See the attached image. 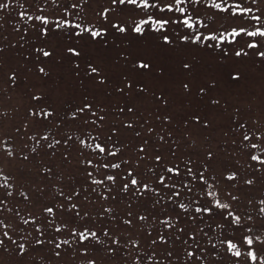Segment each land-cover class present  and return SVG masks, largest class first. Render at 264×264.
Masks as SVG:
<instances>
[{"label": "snow or ice", "instance_id": "6c2138e0", "mask_svg": "<svg viewBox=\"0 0 264 264\" xmlns=\"http://www.w3.org/2000/svg\"><path fill=\"white\" fill-rule=\"evenodd\" d=\"M33 2L36 4L33 13L20 11L18 15L26 21H33L31 30L37 33V39L42 42L55 30H61L64 34L70 31L81 39L87 35L90 42L102 41L113 30L121 35L135 33L139 37L151 32L158 34V39L162 41L158 47L161 48L182 41L190 46L219 49L225 58L228 57L229 49L235 57L247 56L245 49H253L260 57H264V50H261L264 47V0H104L101 10L96 13L99 23H93L92 26H85L68 18L77 16L82 20L79 12L73 10L80 9L87 0H67V3L65 0ZM49 3L53 8L64 5L59 15L47 12L45 6ZM17 4L24 7L19 0ZM11 5L12 0H0V10L10 11ZM3 19V15H0V20ZM36 21L39 23H35ZM0 27L3 25L0 24ZM27 31L28 28L25 29ZM68 38L72 39V36ZM21 39H24L23 35ZM35 52L43 57H52L54 50H47V45L42 43V46L35 48ZM65 52L72 57L81 58L84 49L77 42L66 46ZM127 63L136 73L151 70L154 66L151 60L142 56ZM76 67L79 68V64ZM86 68L87 75L96 74L93 79L98 87L107 84L108 78L98 64L87 62ZM182 68L190 72L193 65L185 61L182 62ZM160 71L163 72V69ZM39 72L45 73V68L40 67ZM230 76L233 81L241 78L238 70L230 72ZM15 78L13 73L8 79L14 83ZM135 83L133 76L124 75L116 90L130 98L134 90L143 93L144 87L134 89ZM182 87L190 91L189 83H183ZM199 91L206 93L203 86ZM31 98L36 101V105L29 109V114L35 122H49L50 118L57 115L55 109L49 110L47 106L41 105L42 96L33 94ZM157 100H162L164 106L168 105V99L163 93ZM210 104L221 106L218 98H210ZM94 107L85 97L72 112L71 120L73 123L81 122L84 127L97 128V135L89 134L87 138L77 136L73 140L70 134L65 133L59 139L52 135L50 140L51 133L45 131L42 135L28 136V140L36 142L31 147L27 143L23 145L29 153L38 154V146L43 141L45 148L53 149L52 155H56L57 145L78 142L82 146L81 156H84L83 149L89 150V155L79 161L85 166L86 186L81 185L79 189L71 187L68 192L60 188L57 196L63 200L45 203L40 200L44 189L37 187L33 193L31 187H28L25 191L23 189L26 186L18 183L15 175L5 173L4 168L0 167V251H15L18 257L24 258L30 251H41L47 246L52 257L60 259L62 254L71 252L74 257L79 258V264H97L95 252L99 250H103L112 259L119 257L124 264H128L129 257L131 264H216L225 255H229L235 264H240L241 260L244 264H264V193L257 196L252 192L258 178L264 177V99L259 105V117L249 115L237 125L229 126L236 137L231 141L232 146L247 155L246 167H230L224 161L219 171L216 168L217 154L211 147L204 150L202 159L194 160L192 156L180 159L172 147L175 145L179 148V142L173 139L170 144L168 139L174 136V130H164L165 125L170 128L173 124V115L155 117V120L160 121L161 131H157V127L144 119V123L139 125L143 131L137 130L138 122L122 121L120 126L110 127L108 134L104 135L102 130L106 115H99ZM125 111L135 113L136 107L129 104L119 108V112ZM236 112L239 113L240 109L237 108ZM183 123L186 129L193 124L210 129L213 127V115L202 116L193 112L184 117ZM144 125L148 126L145 128ZM22 127L28 129L27 124ZM56 127L59 130V125ZM121 127L131 131L140 143L133 146L114 139ZM16 132L20 133L21 128L17 127ZM224 135L227 136L228 133L225 132ZM133 148L134 155L129 156L125 149ZM60 155L64 161L69 160L68 154L62 152ZM0 156L29 162V155L23 149L14 152L6 138H0ZM248 170H251L250 173L245 175ZM43 173L42 175L37 171V176L43 181H51L55 175L52 167H45ZM59 179L62 180L63 177ZM229 189H248L245 211L241 212L237 208L241 196ZM89 192L105 202L123 203L127 200L124 216L121 218L123 225L130 230L138 224L148 225L141 230L150 238L149 247L153 250H144L140 241L132 238L131 232L125 236L107 226L99 230L89 226L95 225L104 217H109L112 221L118 219L113 207L102 205L96 216H92L87 210L82 211V203H92ZM82 193L81 203L75 202L74 198H80ZM18 198H23L26 205H31L32 210L26 207L21 214ZM134 202L144 205L143 211L134 210ZM37 204L40 208L38 213L35 211ZM58 214H66L71 219H60L58 222ZM153 231L156 233L155 237L152 235ZM65 232L70 238L59 239V235ZM170 241L172 247L165 248L163 259L158 258L155 248L167 246ZM176 242H179L183 255L177 252ZM9 245H13L14 249ZM36 246L40 248L37 249ZM90 248L93 249L92 252Z\"/></svg>", "mask_w": 264, "mask_h": 264}, {"label": "rangeland", "instance_id": "374dc122", "mask_svg": "<svg viewBox=\"0 0 264 264\" xmlns=\"http://www.w3.org/2000/svg\"><path fill=\"white\" fill-rule=\"evenodd\" d=\"M103 2L104 0H87L80 9L73 10L79 12V15L83 17L82 20L77 16L68 18L85 26L99 23L96 13L101 10ZM19 3L24 7H19L17 0H12L10 11L0 10V15L4 17L0 20V24L3 25L0 27V49H3L0 51V138L8 139L14 152L23 149V152L29 155V162L19 159L9 160L7 157L0 156V167L4 168L5 173L15 175L18 183L26 186L23 190L27 191L28 187H31L32 192L35 193L37 187L42 188L44 193L40 196V200L50 203L54 200H63L62 197L57 196L60 188L68 192L71 187L79 189L81 185L86 186L85 166L79 161L89 155V150L83 149L84 156H81L82 146H79L78 142L70 141L62 146L57 145L56 155H52L53 149L45 148L43 141L38 146V154L29 153L27 148H23L25 143L29 147L36 143L34 140H28V136L42 135L45 131L51 133L50 140L52 135L59 139L65 133L70 134L73 140L77 136L87 138L89 134L97 135V128L84 127L81 122L73 123L71 120L72 112L85 97L95 105L94 110L99 115H106L105 127L102 130L104 135L108 134L110 127L120 126L122 121L125 123L138 122L137 130L143 131L139 125L144 123V119L157 127V131H161L160 121L155 120V117L169 114L174 116V122L170 128L165 125L164 130H174V136L168 139L170 144L173 139L179 142V148L175 145L172 147L177 151L181 160L188 156H192L194 160L202 159L204 150L211 147L217 154V171L223 167L224 161H227L230 167L239 165L246 167L247 155L232 146L231 141L236 137L229 130V126L237 125L249 115L253 118L260 116L259 105L264 99V57H260L255 50L245 49L248 52L247 56L235 57L229 49L228 57L225 58L219 49L190 46L182 41H177L173 46L161 48L158 47L162 43L158 39V34L148 32L144 37H139L135 33L121 35L114 30L102 41L97 42H90L87 35L81 39L75 37L70 31L64 34L61 30H55L50 33L47 40L42 42L37 39V33L31 30L33 21H26L18 15L20 11L33 13L36 4L33 0H19ZM63 6L61 4L59 8H53L49 3L45 7L50 14L59 15ZM26 28L29 31L25 32ZM69 36H72V39H69ZM77 42L84 49L81 58L72 57L65 52L66 46ZM42 43L47 45V50H54L52 57H43L35 52V48L42 46ZM261 50H264V47ZM137 56L151 60L153 68L147 71L140 70V73L133 72L127 61L135 60ZM185 61L193 65L192 71L189 72L182 68V62ZM87 62L98 64L103 70L108 78L104 87L97 86L96 80L93 79L96 74L92 76L86 74ZM77 64L79 68L76 67ZM40 67L45 68V73L39 72ZM161 68L163 72L160 71ZM235 70L241 74L238 81H233L230 76V72ZM77 72L80 74L77 75ZM13 73L16 77L14 83L8 79ZM124 75L134 77L136 81L134 89L144 87L145 91L138 93L134 90L131 98L118 92L116 89L121 85ZM183 83H189L190 91L183 89ZM202 86L205 87L206 93L199 91ZM161 93L168 99L167 106L163 105L162 100H157ZM33 94L43 97L42 106H47L49 110L55 109L57 115L50 118L49 122L41 120L37 123L30 116L29 109L36 105V101L31 98ZM210 98L220 99L221 106H212ZM129 104L135 105V113L119 112V108ZM237 108L240 109L239 113L236 112ZM193 112L200 113L202 116L212 114L213 127L203 129L200 125L193 124L186 129L183 119ZM229 117L232 119L229 120ZM24 124L28 125L27 130L22 127ZM57 125H59V130ZM147 126L144 125L145 128ZM17 127L21 128L20 133L16 132ZM225 132L228 133L227 136L224 135ZM114 139L123 144L131 143L133 146L140 143L131 131L122 127L119 133L114 135ZM118 146H120L119 143ZM125 151L129 156L134 155V148L125 149ZM62 152L68 154V161L62 159L60 155ZM45 167L53 168L55 175L51 181H43L37 176L38 170L42 175L44 174ZM250 171L248 170L245 175H248ZM61 176L62 180L59 179ZM69 177L72 179L69 180ZM233 191L241 196V202L237 205L238 210L245 211L248 189ZM252 192L257 196L264 193V177L258 178ZM88 195L92 203H82V211L87 210L92 216H96L103 205L115 208V215L118 217L116 221L104 217L95 225L89 226L97 230L107 226L114 232L123 233L125 236L131 232L132 238L138 239L144 250L149 252L153 250L149 247L150 238L141 230L142 227L146 228L148 225L138 224L131 230L123 225L121 218L124 216L127 200L123 203H111L99 200L91 192ZM82 199L83 193L80 198H74L77 203H81ZM119 199L118 197V201ZM18 201L21 214L24 213L26 207L32 210L31 205H26L23 198H18ZM143 207L144 205L133 203L134 210L143 211ZM39 210V204H37L35 211L38 213ZM60 219L70 220L71 217L58 214V222ZM49 231L51 234V230ZM152 235L155 237V231ZM66 238H70L67 232L59 235V239ZM9 247L14 249L13 245ZM166 247L171 248L172 241L167 246L161 245L155 248L158 258L163 259ZM175 247L177 252L183 255L179 242H176ZM36 248L39 249L40 246ZM92 251L93 249L90 248V252ZM95 255L97 264H124L119 257L112 259L105 255L103 250L96 251ZM0 264H79V258L69 252L67 255L62 254V258L56 259L45 246L41 251H30L24 258L18 257L15 251L10 253L0 251ZM128 264H131V257L128 258ZM216 264H235V261L229 255H225L223 260L216 261ZM240 264H244V261L241 260Z\"/></svg>", "mask_w": 264, "mask_h": 264}]
</instances>
